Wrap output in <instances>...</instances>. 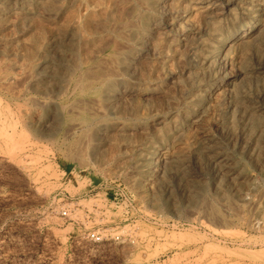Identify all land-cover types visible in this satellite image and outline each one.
<instances>
[{"label": "rangeland", "instance_id": "obj_1", "mask_svg": "<svg viewBox=\"0 0 264 264\" xmlns=\"http://www.w3.org/2000/svg\"><path fill=\"white\" fill-rule=\"evenodd\" d=\"M209 1L0 0V264H264V32L210 51L264 0Z\"/></svg>", "mask_w": 264, "mask_h": 264}, {"label": "bare ground", "instance_id": "obj_2", "mask_svg": "<svg viewBox=\"0 0 264 264\" xmlns=\"http://www.w3.org/2000/svg\"><path fill=\"white\" fill-rule=\"evenodd\" d=\"M14 1V0H13ZM146 1V0H145ZM164 1V0H163ZM212 1V0H211ZM211 1H209V2H211ZM256 1V0H255ZM257 1H259L260 2V0H257ZM263 0H261V2H262ZM11 2V1H10ZM33 2H35V1H33ZM214 2V1H213ZM215 2H217V0L215 1ZM214 2V3H215ZM222 2V1H221ZM246 2L248 3V4H250L251 2H253V0H246ZM12 3H14V2H12ZM19 3V2H18ZM77 3V2H76ZM84 3V2H83ZM85 3H87V1L85 2ZM164 3V2H163ZM202 3V2H201ZM207 3V2H206ZM240 3V2H239ZM242 3V2H241ZM20 4H21V2H20ZM79 4V3H78ZM77 4V5H78ZM199 4V3H198ZM260 4H262L263 6H259V7H256L255 5L254 6H252V5H248L247 7L248 8H250V10H252V15H251V17H250V19L247 21V22H245V24L242 26V31L240 32L239 31V29L237 30V33H236V30H234V29H230V30H228V31H226L225 33H223L222 35H220L221 36V38H219L220 40H221V42L219 43V45L217 44V45H213V46H211V52L212 53H214V55H220V53H227V52H229L232 48H234L235 46H238V45H241V44H245V43H248L253 37H256V36H258V34H260L261 32H264V20H263V14H264V3H260ZM7 5H8V3H7ZM85 5V4H84ZM206 5V4H205ZM19 6V5H18ZM32 6V5H31ZM37 6H39V5H37ZM210 6V5H209ZM212 6V5H211ZM224 6V5H223ZM251 6V7H250ZM13 7H14V5H13ZM16 7H17V5H16ZM205 7H208V6H205ZM246 7V8H247ZM214 8V7H213ZM240 8H242V7H240ZM14 9H15V7H14ZM84 9V8H83ZM94 9V8H93ZM211 9V8H210ZM218 9V8H217ZM8 10V9H7ZM90 10V9H89ZM20 11H21V9H20ZM88 11V10H87ZM93 11V10H92ZM206 10H204V12H205ZM214 11H216V10H214ZM244 11V10H243ZM6 12V11H5ZM23 12V11H22ZM46 12V11H45ZM187 12V11H186ZM26 13V12H25ZM24 13V14H25ZM28 14H30L29 12H27ZM92 13V12H91ZM2 14V13H1ZM19 14V13H18ZM23 14V13H22ZM47 14V13H46ZM51 14V13H50ZM62 14V13H61ZM187 14V13H186ZM202 14L204 15V13L202 12ZM25 15H27V14H25ZM58 15V14H57ZM60 15V14H59ZM181 15V14H180ZM77 16V15H76ZM205 16V15H204ZM233 16V15H232ZM56 17H58V16H56ZM186 17V16H185ZM184 17V18H185ZM77 18H78V16L76 17V19L75 20H77ZM208 18V17H207ZM79 19V18H78ZM206 19V18H205ZM74 20V21H75ZM136 20V19H135ZM182 20V19H181ZM183 20H185V19H183ZM215 20V19H214ZM180 21V20H179ZM228 21V20H227ZM187 23V22H186ZM212 23V22H211ZM85 24V23H84ZM87 24H89V23H87ZM190 24V23H189ZM71 25H73V24H71ZM178 25V24H177ZM223 25H224V23H223ZM83 26V25H82ZM71 27V26H70ZM216 28V27H215ZM75 29V28H74ZM82 29V28H81ZM83 29H84V27H83ZM132 29V28H131ZM181 29V28H180ZM128 30V29H127ZM176 30V29H175ZM82 31H84V30H82ZM181 31V30H180ZM210 31V30H209ZM191 32V31H190ZM80 33V32H79ZM84 33H86V32H84ZM187 33V32H186ZM82 34V33H81ZM93 34V33H92ZM183 34V33H182ZM192 34V33H191ZM146 35V34H145ZM212 35V34H211ZM87 37H88V35H86ZM210 36V35H209ZM214 36H215V34H213V37H212V39L214 38ZM53 37V36H52ZM69 37V36H68ZM188 37V36H187ZM190 37V36H189ZM83 38H85V36L83 37ZM127 38V37H126ZM189 39V38H188ZM208 39V38H207ZM52 43V42H51ZM125 44V43H124ZM129 44V43H128ZM215 44V43H214ZM131 45V44H130ZM56 46V45H55ZM49 47V46H48ZM52 47V46H51ZM58 47V46H57ZM263 47V46H262ZM54 48V47H53ZM209 48V47H208ZM263 51H264V49H263ZM44 52V51H43ZM206 52V51H205ZM204 52V53H205ZM208 52V51H207ZM69 53V52H68ZM205 55V54H204ZM237 55V54H236ZM73 56V55H72ZM240 56H241V54H240ZM202 57V56H201ZM114 58V57H113ZM220 58V57H219ZM218 58V59H219ZM229 58V57H228ZM239 58V57H238ZM238 58H237V60H238ZM73 61H74V59H72ZM80 60V59H79ZM208 60H210V59H208ZM207 60V62H209ZM220 60V59H219ZM223 60V59H222ZM230 60V59H229ZM18 61V60H17ZM72 61V62H73ZM221 61V60H220ZM99 62V61H98ZM215 62V61H214ZM224 62V61H223ZM227 62V61H226ZM230 62V61H229ZM9 63V62H8ZM21 63H23V62H21ZM43 63H44V61H43ZM79 63V62H78ZM218 63V62H217ZM238 63V62H237ZM15 64V63H14ZM51 64V63H50ZM97 64V63H96ZM8 65V64H7ZM22 66V65H21ZM3 67V66H2ZM30 67V66H29ZM28 67V68H29ZM53 67V66H52ZM77 67H78V65H77ZM91 67H93V66H91ZM90 67V68H91ZM217 67V66H216ZM239 67V66H238ZM25 68V67H24ZM220 68H221V66H220ZM259 68V67H258ZM263 68V67H262ZM262 68H260V69H262ZM63 69H65L64 67H63ZM62 69V70H63ZM71 69V68H70ZM79 69V68H78ZM81 69H83L82 67H81ZM202 69V68H201ZM205 69H206V67H205ZM256 69V68H255ZM11 70V69H10ZM72 70H74L73 68H72ZM79 71H81V70H79ZM92 71V70H91ZM96 71V70H95ZM106 71V70H105ZM219 71V70H218ZM258 71V70H257ZM27 72H30V70H28ZM97 72H100V70L99 71H96V74H97ZM102 72V71H101ZM240 72V71H239ZM243 72V71H242ZM256 72V71H255ZM263 72V71H262ZM15 73V72H14ZM32 73H34L33 71H32ZM106 73H108V72H106ZM106 73H103V74H105L106 75ZM116 73V72H115ZM199 73V72H198ZM244 73V72H243ZM254 73V72H253ZM257 73V72H256ZM258 73H259V71H258ZM26 74V73H25ZM31 74V73H30ZM30 74L28 75V74H26V75H28V76H30ZM91 74V73H90ZM109 74H111V72L109 73ZM119 74V73H118ZM121 74V73H120ZM119 74V75H120ZM212 74V73H211ZM219 74V73H218ZM262 74V73H261ZM11 75V74H10ZM9 75V76H10ZM18 75V74H17ZM36 75V74H35ZM76 75V74H75ZM93 75V74H92ZM118 75V76H119ZM123 75V74H122ZM213 75V74H212ZM221 75V74H220ZM239 75V74H238ZM242 75V74H241ZM264 75V74H263ZM24 77H25V75H23ZM33 76V75H32ZM87 76H88V74H87ZM116 76V75H115ZM262 76V75H261ZM7 77V76H6ZM16 77V76H15ZM24 77L22 78L23 80H24ZM34 77V76H33ZM47 77H48V75H47ZM72 77V76H71ZM96 77V76H95ZM98 77V76H97ZM120 77V76H119ZM228 77H230V76H228ZM225 78L224 79V82L223 83H225L228 87L227 88H225V89H228V88H232V86H233V80L232 79H229V78ZM9 78V77H8ZM14 78V77H13ZM12 78V79H13ZM21 78V77H20ZM73 78V77H72ZM231 78V77H230ZM235 78V77H234ZM3 79V78H2ZM6 79V78H5ZM18 79V78H17ZM21 79V80H22ZM26 79H28V77H26ZM25 79V80H26ZM95 79V78H94ZM221 79V78H220ZM219 79V80H220ZM86 80V79H85ZM84 80V81H85ZM18 81V80H17ZM28 81V80H27ZM49 81V80H48ZM93 81V80H92ZM106 81V80H105ZM20 82H22V81H20ZM32 82H33V80H32ZM35 82V81H34ZM101 82V81H100ZM216 82H218V81H216ZM222 82V81H221ZM27 83V82H26ZM47 83V82H46ZM53 83V82H52ZM55 83V82H54ZM63 83V82H62ZM67 83V82H66ZM89 83H91V81L89 82ZM88 83V84H89ZM2 84V83H1ZM3 84H4V82H3ZM27 84H29V82L27 83ZM65 84V83H64ZM221 84V83H220ZM5 85H6V83H5ZM24 85V84H23ZM30 85V84H29ZM32 85V84H31ZM86 85V84H85ZM223 85V84H222ZM17 86V85H16ZM26 86V85H25ZM57 86V85H56ZM201 86V85H200ZM205 86V85H204ZM203 86V87H204ZM219 85L218 84H216V83H214V84H212L211 86H209V88L210 89H212V88H214V87H218ZM10 87V86H9ZM31 87V86H30ZM89 87V86H88ZM17 88V87H16ZM26 88V87H25ZM57 88V87H56ZM64 86L63 85H61V88H60V90L58 91V93L60 92V93H62L63 91H65L64 90ZM220 88V87H219ZM222 88V87H221ZM12 89V88H11ZM224 89V90H225ZM73 90H74V88H73ZM73 90H71V91H73ZM196 90V89H195ZM208 90V89H207ZM213 90H215V89H213ZM219 90V89H218ZM209 91V90H208ZM217 91V90H216ZM216 91H214V92H216ZM227 91V90H226ZM230 91V90H229ZM16 92V91H15ZM20 92H21V90H20ZM199 92V91H198ZM202 92V91H201ZM210 92H211V90H210ZM213 92V91H212ZM211 92V93H212ZM113 93V92H112ZM207 93V92H206ZM227 93H228V91H227ZM15 94V93H14ZM26 94V93H25ZM13 95V94H12ZM53 95V94H52ZM55 95V94H54ZM58 95V94H57ZM217 95V94H216ZM20 96V95H19ZM207 96H209V94L207 95ZM30 97V96H29ZM28 97V98H29ZM36 97V96H35ZM58 97V96H57ZM190 97V96H189ZM246 97V96H245ZM32 98V97H31ZM51 98V97H50ZM91 98V97H90ZM213 98V97H212ZM30 99V98H29ZM79 99H81V100H83L82 98H79ZM92 99V98H91ZM97 99H98V97H97ZM96 99V100H97ZM249 99V98H248ZM247 99V100H248ZM86 100V99H85ZM94 100V99H93ZM39 101V100H38ZM40 101H41V99H40ZM43 101V100H42ZM41 101V102H42ZM88 101H89V99H88ZM15 102H17V101H15ZM34 102V101H33ZM41 102H40V104H41ZM44 102V101H43ZM46 102V101H45ZM72 102V101H71ZM211 102V101H210ZM241 102V101H240ZM249 102V101H248ZM251 102V101H250ZM249 102V103H250ZM25 103V102H24ZM31 103H32V101H31ZM35 103V105H36V102H34ZM47 103V102H46ZM73 103V102H72ZM109 103V102H108ZM205 103V102H204ZM233 103V102H232ZM237 103V102H236ZM17 104H19V102H17ZM16 104V105H17ZM33 104V103H32ZM54 104V103H53ZM88 104V103H87ZM96 104V103H95ZM235 104V103H234ZM21 105V104H20ZM19 105V106H20ZM24 105V104H23ZM34 105V104H33ZM37 105H38V103H37ZM63 105H65V104H63ZM63 105H61V106H63ZM71 105V104H70ZM69 105V106H70ZM74 105H76V104H74ZM90 105V104H89ZM100 105V104H99ZM98 105V106H99ZM104 105V104H103ZM189 105V104H188ZM192 105V104H191ZM206 105V104H205ZM205 105H203V107L205 106ZM25 106H27V104L25 105ZM83 106V105H82ZM92 106H94V105H92ZM107 106H109L108 104H107ZM193 106V105H192ZM195 106V105H194ZM217 106H219V105H217ZM231 106V105H230ZM229 106V107H230ZM260 105H258V107H259ZM7 107H9L8 105H7ZM6 107V108H7ZM18 107V106H17ZM21 107V106H20ZM20 107L19 108H17V110H20ZM24 107V106H23ZM30 107H33V106H31L30 105ZM86 107L87 106H85V109H86ZM104 107V106H103ZM110 107V106H109ZM183 107V106H182ZM197 107V106H196ZM199 107V106H198ZM233 107V106H232ZM16 108V107H15ZM73 108H74V106H73ZM72 108V109H73ZM79 108H82V107H79ZM84 108V107H83ZM88 108V107H87ZM92 108V107H91ZM95 108V107H94ZM215 108V107H214ZM23 109V108H22ZM55 109V108H54ZM62 109H63V107H62ZM99 109V108H98ZM199 109V108H198ZM258 109V108H257ZM262 109V108H261ZM4 110V109H3ZM39 110H41L40 108H39ZM66 110V109H65ZM95 110V109H94ZM201 110V109H200ZM251 110V109H250ZM260 110V109H259ZM23 111V110H22ZM27 111V110H26ZM30 110H28V112H29ZM77 111V110H76ZM79 111V110H78ZM96 111H97V109H96ZM108 111V110H107ZM186 111V110H185ZM202 111V110H201ZM214 111V110H213ZM232 111V110H231ZM9 112V111H8ZM20 112V111H19ZM100 112H101V110H100ZM106 112V111H105ZM109 112V111H108ZM187 112V111H186ZM185 112V113H186ZM188 112H190V111H188ZM187 112V113H188ZM210 112V111H209ZM251 112V111H250ZM18 113V112H17ZM37 113V112H36ZM53 113V112H52ZM94 113V112H93ZM182 113H184V112H182ZM184 113V114H185ZM212 112H210V114H211ZM215 113H217V112H215ZM229 113V112H228ZM19 114V113H18ZM28 114V113H27ZM38 114V113H37ZM199 114V113H198ZM201 114V113H200ZM209 114V115H210ZM213 114V113H212ZM220 114V113H219ZM240 114V113H239ZM239 114H237V115H239ZM5 115V114H4ZM3 115V116H4ZM7 115V114H6ZM6 115H5V117H6ZM11 115V114H10ZM33 115H35V114H33ZM32 115V117H34ZM103 115V114H102ZM101 115V116H102ZM174 115V114H173ZM188 115V114H187ZM193 115V114H192ZM207 115V114H206ZM209 115H207V116H209ZM216 115V114H215ZM218 115V114H217ZM13 116V115H12ZM43 116V115H42ZM177 116V115H176ZM204 116V115H203ZM207 116H205V117H207ZM16 117H19V116H17V114H16ZM15 117V118H16ZM178 117V116H177ZM183 117V116H182ZM181 117V118H182ZM189 117H191V116H189ZM197 117V116H196ZM211 117V116H210ZM0 118H2L1 116H0ZM23 118V116H21V120L23 121L24 119H22ZM59 118V117H58ZM104 118V117H103ZM175 118V117H174ZM5 119V118H4ZM6 119H8V118H6ZM34 119V118H33ZM50 119V118H49ZM62 119V118H61ZM102 119V118H101ZM113 119V118H112ZM128 119V118H127ZM180 119V118H179ZM193 119V118H192ZM201 119V118H200ZM214 119H216V117L214 118ZM3 120V119H2ZM32 120V119H31ZM35 120V119H34ZM38 120V119H37ZM39 120H40V118H39ZM53 120V119H52ZM80 120V119H79ZM194 120V119H193ZM199 120V119H198ZM25 121V120H24ZM56 121V120H55ZM98 121V120H97ZM134 121H136V120H134ZM139 121V120H138ZM218 121H221V120H218ZM224 121V120H223ZM3 122V121H2ZM1 122V123H2ZM32 122V121H31ZM42 122V121H41ZM47 122H48V120H47ZM54 122V121H53ZM73 123H74V121H72ZM123 122V121H122ZM121 122V123H122ZM178 122V121H177ZM181 122V121H180ZM216 121L214 120V122L212 121L211 123H215ZM19 123V122H18ZM18 123H17V121L16 120H14V121H10V125L12 126V130H13V132L12 133H10L11 135H9L8 134V132H7V134L6 133H4V138H5V141H6V144H8V145H11V150L12 149H15V148H13V146L14 147H17V145H18V143H16V142H18L17 140V138L18 137H16V140H15V137H14V135H15V133L14 132H17L18 131ZM21 123H24V126H22L23 128L26 126L25 125V122H21ZM43 123V122H42ZM45 123H46V121H45ZM55 123H58V122H55ZM68 123V122H67ZM112 123H114V121L112 122ZM124 123V122H123ZM173 123V122H172ZM189 123V122H188ZM191 123V122H190ZM200 123V122H199ZM208 123V122H207ZM220 123V122H219ZM224 123V122H223ZM27 124V123H26ZM28 124H29V122H28ZM50 123H48V125H49ZM101 124V123H100ZM115 124V123H114ZM195 124V123H194ZM202 124V123H201ZM206 124V123H205ZM204 124V125H205ZM225 124V123H224ZM4 125V124H3ZM3 125H1L2 127H3ZM9 125V124H8ZM10 125H9V127H10ZM42 125V124H41ZM75 125H76V123H74L73 124V126L75 127ZM104 125H105V123H104ZM104 125H102V126H104ZM124 125H125V123H124ZM174 125V124H173ZM193 125V124H192ZM207 125V124H206ZM218 125V124H217ZM221 125H222V123L220 124V127H221ZM47 126V125H46ZM85 126V125H84ZM175 126V125H174ZM198 126V125H197ZM196 126V127H197ZM201 126H203V125H201ZM1 127V129H3ZM118 127V126H117ZM181 126H179V128H180ZM184 127V126H183ZM182 127V128H183ZM195 127V126H194ZM199 127H200V125H199ZM204 127V126H203ZM210 127V126H209ZM20 128V127H19ZM92 128V127H91ZM97 128V127H96ZM104 128V127H103ZM134 128V127H133ZM181 128V129H182ZM193 128V127H192ZM200 128H202V127H200ZM213 128V127H212ZM226 128H228V127H226ZM248 128V127H247ZM1 129H0V131H1ZM73 129V128H72ZM82 129V128H81ZM90 129V128H89ZM93 129V128H92ZM131 129V128H130ZM184 129H186V128H184ZM184 129L182 130V131H184ZM189 129V128H188ZM211 129V128H210ZM4 130V129H3ZM2 130V131H3ZM91 130V129H90ZM106 130V129H105ZM209 130V129H208ZM214 130V129H213ZM21 131V130H20ZM98 131V130H97ZM190 131V130H189ZM230 131V130H229ZM245 131V130H244ZM4 132V131H3ZM3 132H0V133H3ZM6 132V131H5ZM19 132V131H18ZM176 132H178V130L176 131ZM175 132V133H176ZM201 132V131H200ZM199 132V133H200ZM203 132H205V131H203ZM20 133H22V132H20ZM202 133V132H201ZM225 133V132H224ZM258 133V132H257ZM13 134V135H12ZM177 134V133H176ZM175 134V135H176ZM203 134V133H202ZM217 134H219L218 132H217ZM222 134V133H221ZM18 135V134H17ZM21 134H19V137H21L20 136ZM40 135V134H39ZM184 135V134H183ZM194 134H192V136H193ZM197 135H199V137L201 136L200 134H197ZM223 135V134H222ZM227 135V134H226ZM248 135V134H247ZM0 136H2L1 134H0ZM13 136V137H12ZM191 136V137H192ZM204 136V137H203ZM220 136V135H219ZM218 136V137H219ZM182 137V136H181ZM180 137V138H181ZM202 137H203V139L199 142V144L197 145V146H195V152L196 153H200V154H203L205 157H208V156H210L211 157V159H212V161H214L217 165H219L220 166V170L221 169H223V170H227V172L230 174V175H232V176H234V174L238 171V169L240 168H238V166L236 167V166H232L233 165V161H241V158H237L236 157V155H235V153H231L232 152V150H231V148H229L230 150H231V152H229L228 150H227V148L222 144V141L220 140V139H218V138H216V137H214V136H211L210 134H208V133H206L205 132V135H202ZM230 137V136H229ZM245 137V136H244ZM39 138V137H38ZM88 138V137H87ZM187 138V137H186ZM198 138V137H197ZM224 138V137H223ZM184 139V138H183ZM234 139V138H233ZM246 139V138H245ZM4 140V139H3ZM23 140V139H22ZM198 140V139H197ZM224 140V139H223ZM242 140V139H241ZM157 141V140H156ZM255 141V140H254ZM24 142V141H23ZM33 142V141H32ZM32 142H30V143H32ZM188 142V141H187ZM225 142V141H224ZM223 142V143H224ZM243 142V141H242ZM241 142V143H242ZM256 142V141H255ZM26 143V142H25ZM153 143V142H152ZM156 143V142H155ZM182 143V142H181ZM194 143H196V141L194 142ZM262 143V142H261ZM1 144V143H0ZM15 144V145H14ZM178 144V143H177ZM186 144V143H185ZM189 144V143H188ZM225 144V143H224ZM228 144V143H227ZM249 144V143H248ZM255 144V143H254ZM3 145V144H2ZM176 145V144H175ZM226 145V144H225ZM230 145V144H229ZM242 145L243 144H241V146L240 147H242ZM250 145V144H249ZM252 145L253 144H251V147H252ZM4 146H7V145H5L4 144ZM22 146V145H21ZM20 146V147H21ZM31 146V145H30ZM36 146V145H35ZM165 146V145H164ZM178 146V145H177ZM27 147H28V145H27ZM26 147V148H27ZM176 147V146H175ZM247 147V146H246ZM9 148V147H8ZM160 149L161 148V146L160 145H157V147L155 146L151 151H150V154L149 155H151V154H153L154 153V150L155 149ZM166 148V147H165ZM239 148V147H238ZM247 148H249V146L247 147ZM253 148V147H252ZM10 149V148H9ZM19 149H21V148H19ZM251 149V148H250ZM249 149V150H250ZM2 150V149H1ZM4 150V149H3ZM8 150V149H7ZM22 150V149H21ZM184 150H185V148H184ZM258 150V149H257ZM256 150V151H257ZM10 151V150H9ZM14 151V150H13ZM171 151V150H170ZM169 151V152H170ZM188 151H189V149H188ZM251 151V150H250ZM250 151H247V152H250ZM3 152V151H2ZM187 152V151H186ZM185 152V154H187ZM160 153H162V156H165L164 158L166 159V160H168V162H170L169 160H171L173 157V155L170 157V155H169V153L167 154L166 152H161L160 151ZM192 153V152H191ZM246 153V152H245ZM257 153V152H256ZM262 153V152H261ZM3 154V153H2ZM8 154H11V153H8ZM27 154V153H26ZM166 154V155H165ZM248 154V153H247ZM5 155V154H4ZM7 155V154H6ZM157 155H159V154H157ZM191 155V154H190ZM10 156V155H9ZM161 156V155H160ZM195 156H196V154H195ZM248 156V155H247ZM2 157V156H1ZM5 157V156H4ZM11 157V156H10ZM253 157H254V155H253ZM157 158V157H156ZM156 158H154V159H156ZM163 158V159H164ZM189 158H190V156H189ZM196 158V157H195ZM1 159V158H0ZM9 159V158H8ZM11 159H12V157H11ZM21 158H19V160H20ZM157 159H159V158H157ZM249 159H251V158H249ZM257 159V158H256ZM33 160H35L34 158H33ZM36 161V160H35ZM159 161H162V160H159ZM163 161H165V160H163ZM263 161V160H262ZM138 162V161H137ZM185 162V161H184ZM157 163V162H156ZM162 163V162H161ZM164 163V162H163ZM169 164V163H168ZM260 164V163H259ZM261 164H263V163H261ZM160 166L162 165V164H159ZM157 167H158V165H156ZM212 166V165H211ZM249 166V165H248ZM264 166V165H263ZM145 167V166H144ZM147 167V166H146ZM151 167H153L154 168V166H151ZM159 168V167H158ZM157 168V169H158ZM228 168V169H227ZM263 168V167H262ZM152 169V168H151ZM213 170V169H212ZM230 170V171H229ZM159 171V170H158ZM214 171V170H213ZM222 171V170H221ZM231 172V173H230ZM154 173V172H153ZM156 173H158V172H156ZM156 175H158V174H156ZM156 175H155V177H156ZM219 175V174H218ZM229 175V176H230ZM250 175V174H249ZM148 176V175H147ZM235 176L237 177H239L240 175L239 174H235ZM258 176V175H257ZM251 177V176H250ZM253 177V176H252ZM148 178V177H147ZM216 178H217V175H216ZM219 178V177H218ZM231 177H229L228 179H230ZM248 178V177H247ZM240 179V178H239ZM238 180V179H237ZM245 181V180H244ZM226 184V183H225ZM146 186V185H145ZM234 190V189H233ZM262 191H264V190H262ZM222 193V192H221ZM243 194V193H242ZM239 195H241V194H239ZM249 195V194H248ZM259 199H261L260 197H259ZM259 201V200H258ZM257 202V201H256ZM255 204H257V203H254V205H253V207L255 206ZM259 204V203H258ZM213 205V204H212ZM255 210V209H254ZM204 219V218H203ZM204 221V220H203ZM255 227V226H254Z\"/></svg>", "mask_w": 264, "mask_h": 264}, {"label": "built area", "instance_id": "obj_3", "mask_svg": "<svg viewBox=\"0 0 264 264\" xmlns=\"http://www.w3.org/2000/svg\"><path fill=\"white\" fill-rule=\"evenodd\" d=\"M63 214H64V215H67V214H68V211L65 209V210L63 211Z\"/></svg>", "mask_w": 264, "mask_h": 264}]
</instances>
